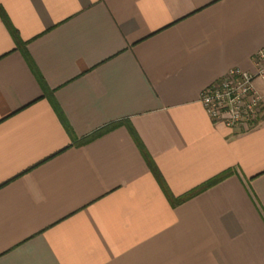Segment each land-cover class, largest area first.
Wrapping results in <instances>:
<instances>
[{"label":"crops","instance_id":"1","mask_svg":"<svg viewBox=\"0 0 264 264\" xmlns=\"http://www.w3.org/2000/svg\"><path fill=\"white\" fill-rule=\"evenodd\" d=\"M0 8L64 120L0 19V264H264V107L239 134L199 102L229 70L254 72L264 0ZM120 121L174 198L231 175L172 206L126 125L79 144Z\"/></svg>","mask_w":264,"mask_h":264},{"label":"built area","instance_id":"2","mask_svg":"<svg viewBox=\"0 0 264 264\" xmlns=\"http://www.w3.org/2000/svg\"><path fill=\"white\" fill-rule=\"evenodd\" d=\"M254 72L231 69L226 75L205 88L199 102L213 126H223L241 134L252 130L261 118L264 96L254 87L264 85V48L253 57Z\"/></svg>","mask_w":264,"mask_h":264},{"label":"trees","instance_id":"3","mask_svg":"<svg viewBox=\"0 0 264 264\" xmlns=\"http://www.w3.org/2000/svg\"><path fill=\"white\" fill-rule=\"evenodd\" d=\"M0 19L3 21L5 27L7 28L8 32L10 33V35H11V37L15 43V47H16L17 51L23 57L27 66L29 67L30 71L32 72L34 78L36 79L37 83L39 84L41 91H42V94H43V97L49 101V103L52 105L54 111L57 113L59 118L64 123V120H63V117L60 113V110H59V108H58V106L54 100L53 91L47 87L45 81L43 80L42 76L38 72L35 64L33 63L32 59H31V57L27 51V44L25 42L21 41V39L18 36V33L16 32V30L11 25L8 17L6 16V14L2 8H0ZM122 125H126L127 130L129 132L132 140L134 141L137 149L139 150L141 156L143 157L145 164L147 165L150 173L152 174V176L154 177V179L158 183L161 191L163 192V194L165 195V197L168 199L169 203L172 206H177V205L182 204L186 200L191 199L192 197L201 193L202 191H205V190L213 187L214 185L220 183L221 181H223L224 179H226L227 177H229L231 175L230 171L224 172V173L216 176L215 178H212L211 180L207 181L206 183H204L200 187H198V188L192 190L191 192L185 194L184 196L179 197V198H174L173 195L170 193L169 189L167 188V185L165 184V182H164L161 174L159 173L157 167L155 166L153 160L151 159V157L149 156V154L145 150L143 144L139 140L137 134L135 133V131L130 126L127 125L126 122L120 121L117 123H113V124H109L107 126H104L103 128H100L99 130L90 134L89 136L81 139L79 141V144L90 143V142L102 137L103 135L111 132L112 130H114L117 127H120ZM67 131H68V133L70 132L69 129H67Z\"/></svg>","mask_w":264,"mask_h":264},{"label":"rangeland","instance_id":"4","mask_svg":"<svg viewBox=\"0 0 264 264\" xmlns=\"http://www.w3.org/2000/svg\"><path fill=\"white\" fill-rule=\"evenodd\" d=\"M254 87L259 90L262 94H264V85L260 80L254 82Z\"/></svg>","mask_w":264,"mask_h":264}]
</instances>
